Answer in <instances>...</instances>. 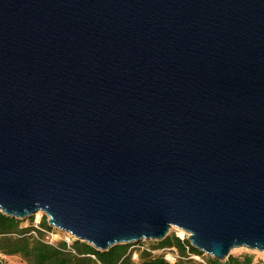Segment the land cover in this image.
Returning a JSON list of instances; mask_svg holds the SVG:
<instances>
[{
    "label": "water",
    "instance_id": "1",
    "mask_svg": "<svg viewBox=\"0 0 264 264\" xmlns=\"http://www.w3.org/2000/svg\"><path fill=\"white\" fill-rule=\"evenodd\" d=\"M40 211L264 252V0H0V212Z\"/></svg>",
    "mask_w": 264,
    "mask_h": 264
},
{
    "label": "trees",
    "instance_id": "2",
    "mask_svg": "<svg viewBox=\"0 0 264 264\" xmlns=\"http://www.w3.org/2000/svg\"><path fill=\"white\" fill-rule=\"evenodd\" d=\"M23 220L7 216L0 212V255L19 256L27 264H193L188 258L193 254H201L187 237H181L178 233H170L162 241L153 243L151 250L162 248H176L181 258L172 263L162 255H155L150 250L136 249L132 244H119L106 251H100L92 245L75 240L71 245L65 240L56 245L49 244L40 238L30 234L31 227H24ZM45 228L52 229L47 216L42 221ZM137 253V259L134 254ZM256 255L246 253L240 256L229 255L224 260L210 258L211 264H254ZM264 264V260H259ZM0 264L3 260L0 258Z\"/></svg>",
    "mask_w": 264,
    "mask_h": 264
},
{
    "label": "rangeland",
    "instance_id": "3",
    "mask_svg": "<svg viewBox=\"0 0 264 264\" xmlns=\"http://www.w3.org/2000/svg\"><path fill=\"white\" fill-rule=\"evenodd\" d=\"M22 220H23L22 225L24 227L30 226L29 219H22ZM52 232H54V238H55L54 242L55 243H58V242H60L62 240H65V241H69V243L72 244L75 241L74 237L69 236L66 232H63V231H61V230H59V229H57L55 227L53 228ZM170 233H178L181 237L182 236L188 237L187 233H185L184 231H182L180 229L174 228V227L170 229L168 235ZM153 243H157V241L156 240L143 241V242H141L139 244H136V245L147 246V247H149L151 249V246H152ZM135 249H139V248L135 247L133 250H135ZM246 253H254L257 256L256 259H255L254 264H259L258 263L259 260H264V252L250 250V249L245 248V247H240V248L233 249L231 251L230 255L240 256V255H244ZM154 254L155 255H162V256H167L168 255L167 251H163L162 249L156 250ZM207 257H208V259L213 258L211 255H208ZM0 258L3 260V264H27L19 256H4V255H0ZM193 264H198V262L193 260Z\"/></svg>",
    "mask_w": 264,
    "mask_h": 264
},
{
    "label": "built area",
    "instance_id": "4",
    "mask_svg": "<svg viewBox=\"0 0 264 264\" xmlns=\"http://www.w3.org/2000/svg\"><path fill=\"white\" fill-rule=\"evenodd\" d=\"M44 216H45V213L40 211V212L33 214L32 218L29 219L30 227L32 229L30 234L33 235L34 237L40 238V234L42 233L43 234V238H42L43 241H45L49 244L56 245L57 243L54 242V240H55L54 232H52L54 227L50 230L48 228H45L42 225V221H43ZM47 220H49L48 217H47ZM48 223H49V221H48ZM68 235L71 236L70 234H68ZM71 237H73V236H71ZM182 237L184 238L185 236H182ZM67 242L69 243V241H67ZM69 245H71V244L69 243ZM134 247H138L139 249H142V250H145V249L150 250V251H152V253H155V251L158 250V249L151 250L149 247L141 246V245H135ZM162 250L167 251L168 255L164 256V258L166 260L172 262V263L178 261L181 258L180 254L178 253L176 248H162ZM135 251H136V249L134 250V252ZM137 256H138L137 253H135L134 258L137 259ZM207 256H208L207 254L201 253V254L190 255L188 258L197 261L198 264H211V262Z\"/></svg>",
    "mask_w": 264,
    "mask_h": 264
}]
</instances>
